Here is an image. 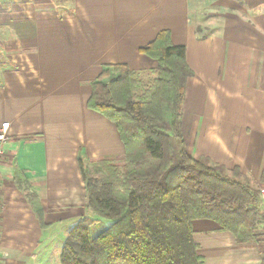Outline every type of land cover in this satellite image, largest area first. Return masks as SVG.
I'll return each mask as SVG.
<instances>
[{
  "label": "crops",
  "instance_id": "0c3cea01",
  "mask_svg": "<svg viewBox=\"0 0 264 264\" xmlns=\"http://www.w3.org/2000/svg\"><path fill=\"white\" fill-rule=\"evenodd\" d=\"M244 2L252 10L238 0H11L0 11V129L10 123L0 165L3 249L11 245L4 219H12L23 236L14 249L36 250L32 264H61L70 229L97 218L79 162H122L125 146L115 124L88 108L92 83L113 64L151 76L157 63L139 49L161 31L186 47L193 72L181 116L188 154L264 186V0ZM205 21L211 31L197 33ZM16 171L29 192L17 187ZM27 193L39 197L46 229ZM192 228L201 264H264L263 233L240 244L213 220ZM16 258L3 264L31 263Z\"/></svg>",
  "mask_w": 264,
  "mask_h": 264
},
{
  "label": "trees",
  "instance_id": "16d2710c",
  "mask_svg": "<svg viewBox=\"0 0 264 264\" xmlns=\"http://www.w3.org/2000/svg\"><path fill=\"white\" fill-rule=\"evenodd\" d=\"M139 52L157 63L148 88L123 64L104 66L92 83L87 106L115 124L125 158L122 168L98 162L108 172L101 180L79 162L87 209L97 218H82L70 229L61 264H201L193 221L213 220L240 244L255 241L264 226L259 190L243 182L238 168L195 160L187 152L181 116L193 72L186 47L161 31ZM26 197L46 229L39 197Z\"/></svg>",
  "mask_w": 264,
  "mask_h": 264
},
{
  "label": "rangeland",
  "instance_id": "374dc122",
  "mask_svg": "<svg viewBox=\"0 0 264 264\" xmlns=\"http://www.w3.org/2000/svg\"><path fill=\"white\" fill-rule=\"evenodd\" d=\"M238 1L240 2L241 7L245 8V9H243V11L247 10V12H249V10L251 9V8H249L250 6L247 3H245L244 0H238ZM10 2H11V0H0V11L2 9L9 8ZM54 2L56 4H59L62 6H69L70 7V0H54ZM250 2L253 3V0L252 1L250 0ZM257 9L260 11L264 10V5L258 6ZM256 10H254L253 12H255ZM208 15L209 14H206V15L204 14L203 18H201V19L202 20H206V18L211 19L213 16H215V14H213V16L211 15L210 17ZM206 22L207 21H205L203 23V25L200 27V33L201 34H208L209 31H211L208 28V25ZM213 23H214V21H213ZM153 78L154 77L152 75L151 76L150 75H144V76L140 75V79L143 82L145 88L149 87L150 82ZM114 163L116 165H118V167H120V168H122V166H123L122 162H114ZM87 166H88L87 167L88 175L91 176L92 178L97 179V180H101L102 177L104 178L107 176V173H108V172L106 173L107 170L104 167H102L100 164L90 163ZM18 179H19V176H18ZM18 181H19V183L17 184L18 185L17 187H20L23 191L29 192L30 186H29L28 181L25 179H22V181L21 180H18ZM243 182L245 184H247V182L245 180ZM252 188H254L255 190H258V188L255 186H253ZM27 194H30V193H27ZM6 216H9V215H6ZM4 222H5L4 226L6 228H5V233L3 234V240H10L11 245L9 247L6 246V248H5V250L8 251L10 255H9V258L6 261H4L3 263L12 262L15 260L16 257L17 258L22 257L23 260H26V258L28 260H31V263H29V264H32V262H33L32 257L36 253V250L35 251L27 250L26 252H29V254L27 255V253H25V252L23 254V253H20L18 250L14 249L17 246L22 245L21 243H23V236L20 234V228H19L18 223L17 222L13 223L12 219H9L7 221L4 219ZM11 224H12V226H11ZM257 232H258L257 235L260 233L264 234L263 226H259Z\"/></svg>",
  "mask_w": 264,
  "mask_h": 264
},
{
  "label": "built area",
  "instance_id": "2783aa9c",
  "mask_svg": "<svg viewBox=\"0 0 264 264\" xmlns=\"http://www.w3.org/2000/svg\"><path fill=\"white\" fill-rule=\"evenodd\" d=\"M9 127L10 123H4L2 124V127L0 129V165L3 159V156L6 154L5 151V144L9 141ZM2 174L0 169V207H1V199H2ZM259 211L260 214L264 217V186H261L259 189ZM1 223V221H0ZM9 252H7L5 249H3L0 246V264H3L4 261H6L9 258Z\"/></svg>",
  "mask_w": 264,
  "mask_h": 264
}]
</instances>
